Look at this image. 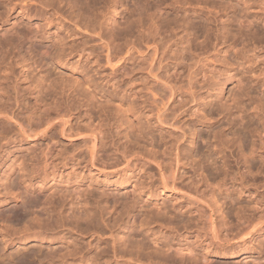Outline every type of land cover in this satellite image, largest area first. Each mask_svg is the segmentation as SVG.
Instances as JSON below:
<instances>
[{"label": "rangeland", "instance_id": "374dc122", "mask_svg": "<svg viewBox=\"0 0 264 264\" xmlns=\"http://www.w3.org/2000/svg\"><path fill=\"white\" fill-rule=\"evenodd\" d=\"M0 264H264V0H0Z\"/></svg>", "mask_w": 264, "mask_h": 264}, {"label": "bare ground", "instance_id": "6f19581e", "mask_svg": "<svg viewBox=\"0 0 264 264\" xmlns=\"http://www.w3.org/2000/svg\"><path fill=\"white\" fill-rule=\"evenodd\" d=\"M111 39H112V37H111ZM224 39H225V37L224 36H217V38H216V41H218V42H223L224 41ZM143 41V40H142ZM146 40H144V42H145ZM111 42H114V41H111ZM129 45H130V43H129ZM108 46V45H107ZM118 53V52H117ZM111 54H112V52H111V47L110 46H108V53H107V59H108V62L112 59V57H111ZM112 56L114 57L115 56V53L114 54H112ZM110 63V62H109ZM155 84V83H154ZM160 84V83H159ZM166 85V84H165ZM165 85L162 83L161 84V86L160 87H165ZM155 87V89H158V86H157V84L154 86ZM167 88V87H166ZM157 96V94H153V97L155 98ZM5 118V117H4ZM11 119H13L12 117H11ZM92 137V142L94 143V146L96 145V143H97V136L94 134L93 136H91ZM159 166V165H158ZM173 170H171L170 171V174L168 175V176H166L164 179V181L166 182L168 179H170V178H173L175 175L173 174ZM202 205L206 208V209H209L210 208V205L208 204V203H206V202H204V203H202ZM204 217H205V221H206V223L208 224V226L210 227V229H211V234L215 237V238H217V239H219L220 238V236L223 234V229H224V227L226 226V223L225 222H222L221 223V225L220 224H218L217 223V221H216V219H215V216L213 215V214H210V215H204ZM226 237H228L229 235H225ZM177 253L179 254V255H183L182 253H183V249H181V250H179V251H177Z\"/></svg>", "mask_w": 264, "mask_h": 264}]
</instances>
